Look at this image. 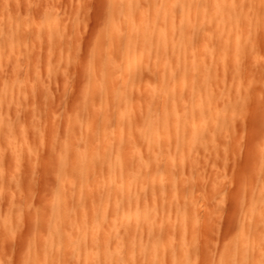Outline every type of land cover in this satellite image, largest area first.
Instances as JSON below:
<instances>
[{"label": "rangeland", "instance_id": "rangeland-1", "mask_svg": "<svg viewBox=\"0 0 264 264\" xmlns=\"http://www.w3.org/2000/svg\"><path fill=\"white\" fill-rule=\"evenodd\" d=\"M149 1L147 0V1H145L146 2L145 3L143 0H139V2H142L144 5H146L145 6L147 9L146 11H148V13H149L148 17H149V20L151 23L152 22V13L151 12L153 9L152 4L154 3V1L150 2V3H152L151 5H150ZM158 1L159 0L155 1L154 5L159 6L160 3ZM249 1L252 2V5L254 6V8H256L254 2L257 1V3H258L259 0H254V2L252 0H249ZM249 1H248V3H250ZM110 2H111V5H110ZM5 3L7 6L4 8L3 5L5 6ZM259 3H260V1H259ZM0 4H1L0 5V27L2 26V29H0V32L2 33V34L0 33L1 34L0 35L1 36L0 42L2 40V37L4 40V41L2 40L3 43L0 44V54L2 53L0 56V66H1L0 67L1 68L0 69V85H2L4 82H9L12 79L17 78L18 76L19 77L21 76L22 81L25 82V84H26V82H29V84L27 83L28 84L27 88L29 90L33 91L35 94L32 96L29 103H26L25 101H23L24 105H23V103L22 104L20 103L21 100H18V98L16 99L18 101L17 104H16V102H13L12 104L8 102L9 104L7 105V101H5L6 103H4V98L0 97V100L2 99V101L4 103V106H3V104L0 105L1 106L0 107L1 117L2 118H4V117L9 118L7 120H9L10 123L12 120V124L14 126L18 125V129L19 128L22 129L21 130L22 138L25 142V147H21L17 143V141L19 142L17 135L10 132L11 133L10 134L11 136L9 135L10 139L13 136V138H16L17 140L12 138V140H9V141L11 142V141L15 140L16 145L14 142L13 146H15V149H16V146L18 145L17 149L20 150V151H17V149H16L15 151H13V152L17 151L16 157L20 156V158L17 157V159L15 157V154H13V153H12L13 157L11 159V157H10L11 152L7 149L8 143L5 139L2 140L4 143L2 144V142H1V145H0V167H1L0 168V170H1L0 171L1 172L0 173L1 174V178H0V217L2 216V218H0V264H32L34 262H35V264H46V262H48V263L55 262V264H78V258L80 257L81 251L78 249V246H77V231H75V229L77 230V226H76L75 222H77V220L79 219L78 218L79 216L77 213L79 212V210L81 208V202L77 199V194H78L77 190L78 189H77V184L75 185L76 182H74L73 178L66 179V181H69V182H67L65 185V186L68 185L66 187L67 191L66 190L65 191L68 193L69 197L67 196V193H65V192L64 193L67 196V199L69 198V200L70 199L74 200V202H73L74 205H73V209H72V212L73 211L74 212H73L72 216H70V214L72 212H70V214H68V215L66 213H64V214H66V216L63 215L65 217V219L64 220L61 219V220H63L62 223H64V225L62 224V226L65 227V229L63 228V230L65 231L63 237H58V238L52 239L54 241L50 240V238L48 236L49 235L48 230L46 232L47 226L41 225V222L43 220V214L44 215L46 214V212H43V214H42V211H46V209L48 211L51 210V212L49 211L50 214L52 213L51 218L45 219L48 222V224H46V225H49V223L51 221L50 219H52L53 211H54L52 206L54 203H56L53 201H56V198L58 195V193H56V191H57L56 189H57V187H59V182L61 181L60 180L61 178L58 176L59 173H57L58 172L57 170H59V169H57L58 167L56 168V166L54 167V164L57 165V161H58V157H59L58 155H59V153H61L60 152L61 150H58V148L61 149L60 148V140L65 137L66 132L71 131V130L69 131L70 128H69V124H68L69 118H70L68 116H69L70 112H71L70 115L74 114L75 112L76 113L78 112L76 116L78 117L79 122L76 125V127H72V129H73L72 132L76 136V139L78 138V139L82 140V142H84L87 139L93 138L92 136H93V134L96 133V131H97V134H95V135L98 136V132H99L98 130H102V124H104L105 119L115 120L114 116L116 118L117 113H115V110L117 112V106L115 107L116 109L113 107L116 104L112 105V102L109 100L110 104H107V108L110 107L109 105H111V107L108 110L106 108V105L103 106L100 104L102 100L100 101L99 96H101V95L96 93L95 94L96 97H91V95H89L90 94L89 90L87 91V88L89 89L90 85L88 83H90V81L92 79L91 76H93L92 75L93 72L94 71L97 72V69L101 67L102 70L99 69L101 72H97V73L95 72L94 74H96V75H94L93 77L98 76V75H100V77H101V74L103 75L102 77H104L105 71H103L102 66H105V64L107 63L106 61H108L110 59V57L116 58V55H119L117 53L118 51H116V50H115L116 55L112 54L113 50H111V53H109L110 51L107 52L109 50L108 48L110 46V43H111L110 40L112 38V36L109 35V32L111 31L112 33H110V34H113V31L110 28L111 27L113 28L114 25H116L117 27H119V26L122 27L123 24L121 23V18L119 15H115L117 17L113 16L114 18L112 16H110V14L114 13L111 11L115 10L114 0H6V2H5V0H1ZM246 4H247V0H246ZM246 4L244 5V8H247L249 6V4L247 6H246ZM148 7H151V10H148L149 9ZM260 8L261 7L257 8V9H260ZM262 9H264V8H262ZM260 10H257V11L259 12ZM252 11H250V13H248L249 16H251V17H249V19L253 18L255 20L254 17H256L258 13L255 14L254 12H256V11H254L253 9H252ZM108 12H109V14H108ZM52 13L54 16H55V14L59 15V16H55L56 19L50 20V18H53L52 17L53 15H51ZM17 14H18V17L23 18L22 22H23V20L24 21L27 20V24H26V22L21 23V21H19L20 18L18 20V17H16ZM8 16H9V18H11L13 16V18L10 20L8 18ZM41 16L43 19L41 18ZM49 16H50V18H49ZM6 18L8 19V23H7ZM14 18L15 19L17 18L18 21H16V22H18V23H16L14 21ZM35 18L38 21L35 20ZM58 18H59V20H58ZM40 19H41V21L46 20L45 23L48 24V26L47 25L45 26L47 28H45L44 32H43V29H44L43 25H45V23H44V21L41 22ZM111 19H112V22L114 23V25L111 22ZM251 19L249 21H251ZM262 19H264V18H262ZM34 20H35V24L31 25V21L33 23ZM53 20H55V21H53ZM12 21H14L13 22L14 26L11 25ZM52 21L57 22L59 24L53 23ZM262 21H261V23H262ZM19 22H20V24L23 25V27L18 25ZM29 22H30V25H28ZM111 23H112V25H111ZM263 23H264V21H263ZM9 24H10V27H14L13 33L16 30L17 25H18L17 28L21 27L18 30L20 32L22 30V32H21L22 36L20 35L19 31H16V32H19V35L21 37H19V35H18V37L20 39L25 37V36L27 37V35H26V34H28L27 31L29 32L30 36H33L31 39L29 38V43L26 41L27 40L26 38H25V40H24V38H23V40L21 39L23 42L26 41V44L28 43L27 45H25V43H23L21 40L14 38L15 37L14 34L17 35V33L16 32L14 34L11 33L12 28L10 29V27L8 26ZM25 24H26V26H25ZM40 24H41V26H40ZM108 24H109V29L107 26ZM37 26H39V28ZM262 26H259L258 30H256L254 32L255 34L253 33L254 35H252L254 42L253 41H251V42H253L254 44L252 43L253 47L251 46L252 48L251 47L249 48V49H251L250 53L246 52L247 51L246 50L245 53H243V54L240 53L237 56H236V54H234V56L236 58H232L230 56L232 60L230 61L228 59L229 60L228 64H224V62H222V55H223V54L221 55V53H222L221 49L222 48L219 47L221 45L220 44L221 40L218 39L220 41V43H219L217 38L212 34L213 32L210 28L197 29L195 32L197 34V36H196L197 38L195 39L196 44L194 43L195 45H193V49H192L193 50L192 54H194L193 57H196V56L198 57L199 55L203 56V53H201L202 48H201V45H199V44H201L203 42L202 41L203 39H206L205 42L208 43L210 46L208 45V47H207L205 44V46L207 47V50H205V51H206V53H208L207 51H209V53H208L209 55L204 52V54L207 55L206 56L207 61H206V59H205V61H203V65L205 64V66L202 65V68L203 69L205 67H207V68H206V70L204 69L201 71L205 72L208 69L209 70L205 74V78H204L205 81L203 78L202 79H196V81L194 80L193 82H191L189 80L187 87H186V93H188L189 95L187 96V94H186V97H184L185 102L188 100L189 101L185 105H182V107L186 110L187 113L191 114L190 112L192 110V103L193 102H191L192 100H190V97L193 98V100H196V101L198 100L200 102L202 101V107L200 109V112H199V110H198L199 113L195 112V117L198 120H205V118L207 117L206 112H211L210 111L211 109L208 110V108H209L208 105L210 104V102H212V109H213V111L216 112L217 116L219 117V121H222L221 119H224L227 117V118H230L229 119L230 121H231V119H233V122L236 124H234V127L228 126L229 124L228 125L226 124L227 126L225 125V127H223L224 129L222 130L221 127L224 125H222L220 128H219V126H217L218 128L216 129V127L214 125H212V123L211 124L209 123V125H207L208 123L206 121H204L205 122L204 126H203L204 129L202 132H200V133H202L201 135H200V133H199V136L197 134H195V131H194L195 129L190 128V130L187 131L189 134L191 132V136H194V137L197 136V139L195 138L196 140H193L194 142L190 143V141H188L187 145L182 150H180V152H179V154H180L179 160L183 161V163H185V165H186L184 178H186L187 182L189 183V186L187 188L185 187V189H183L182 187L180 188V182H179V185H177L176 189H174L173 191H170L169 195L172 196L171 194H173V192L177 193L179 191V193H177L179 198L176 199L177 201L181 202L179 204H183V202H185L184 200L189 199V197L191 195H193L191 197L194 199H192V198H190V199L193 200L192 202H195V203H192V206L194 205L193 211L195 212L194 213L195 217L197 216L196 217L197 222L195 221V223H190L192 221H187L189 224L187 223L185 227H181V224H179V221H177L178 220L177 213L176 212H173L172 214L168 213L169 209H170L169 203L166 202L168 200L165 199V197H164L165 200L164 199L161 200V198H162L161 195L159 197L160 199L157 197L158 201H160V204L162 202L161 206L159 207V209L157 211L158 222H159V225L163 228L162 230H165L168 228L167 227L168 225H166V221H167L168 217L173 222V225H177V227L175 226L177 229V232H175V233H177V234L174 233L175 236L173 237V241H175V249L167 250V256H165L166 262H164V264H170V263L172 264L171 257L172 256L175 257L177 255V252L179 251L181 242H183V241H181L182 240L181 234H183V233L188 235L187 241L185 240L186 237L183 239L185 240L186 244L188 245L187 254H188L189 259L191 257L190 261L193 260V258H194L192 263H195V264H216L218 261V257L219 258L221 257V255H222L223 251L225 250V247L227 246L228 243L231 244V241L233 242L234 240H236L237 236L240 233L247 234V230L250 227L252 229L254 228L255 221L254 222L250 221L249 227L247 226L243 229V224L245 221L244 219L247 218V213H246L247 211H244V210H247L246 207H248L247 204L249 202L248 200L251 199V195L253 193L252 191H254V193H253L254 195H258L259 196L258 198L261 199L259 202L260 203V207H259L260 209L259 210L263 211V213H264V24H262ZM30 27H31V29H30ZM66 27H67L69 32L66 30ZM33 29H35V30H33ZM37 29H38V31H37ZM62 29L64 31L68 32L69 34L66 32H65V34H67V35L62 34L63 33ZM54 30H55V32H57V31L60 32V34H62L61 36L65 37V39L63 41L65 43L64 44L62 43L63 47L61 45V40L63 37L57 38V39L50 37L52 33H55ZM106 30L108 31V33ZM32 31H34V35H33ZM39 31H41L42 33H39ZM47 31H49V32H47ZM40 34L43 36H40ZM107 34L111 38L108 37ZM48 35H49V38H48ZM101 35L102 36L104 35V36L101 37ZM256 35H259V39L256 38ZM38 36H40V37H38ZM28 37H29V35H28ZM35 37H36V39H35ZM41 37H42V39H44L43 37H45V40H42ZM12 39H15V44H14V48L12 49L13 53H10L11 52V47H10L11 44L10 43H11ZM48 39H50L49 40L50 44L48 45L46 43L47 44L46 45L45 42L49 43ZM53 39H54V41H56V43L61 45V46L58 45V46H60L61 49L58 46H56L57 44H55ZM68 39H69V41H68ZM97 39L98 40L101 39L102 41L101 40L98 41ZM104 39H105L106 43H103ZM106 40H108V41H106ZM196 40H199V41H196ZM98 42H100V44L97 45V47L99 46L97 48L96 44H98ZM4 43H6V44H4ZM22 43L24 45H21ZM42 43H44L46 45L45 46L43 44L45 46V49H44V47L43 48L39 47V44H41V46H43ZM52 43H54L55 46L54 45L52 46ZM217 43H219V44H217ZM248 43H250V42H248ZM68 44H69V46H68ZM105 44H107V45H105ZM252 44H249V45H252ZM33 45H36L37 49H36V46H33ZM102 45H104V46H102ZM7 46H8V49L10 47V51L7 49ZM31 48L36 49L39 53L37 51H35V53H34V50ZM41 48L44 49L45 51L41 50ZM31 51H33V54L31 53ZM99 51H102V52H99ZM115 51H114V53H115ZM98 53H100V55ZM247 53H249L248 56H247ZM108 54H111V55L108 57ZM29 55H31L32 57ZM103 55L106 56V59H105V56H103ZM200 56H199V58H200ZM9 57H11V58H9ZM97 57H99L101 59H102V57H104V59L99 61L100 60L99 58H98L99 60L95 59ZM12 58H14V60ZM17 58H19V59L17 60ZM107 58H109V59H107ZM204 58L205 57L203 56L202 60H204ZM9 59H11V61H9ZM93 59H94V61H93ZM117 59H118V56H117L116 60ZM157 59H158V57H156L155 53H154L152 55L150 65L153 66V64H154L153 61H155V60L157 61ZM234 59H236L235 61H237L238 63H235ZM245 59H246V61H245ZM50 60L53 61L52 62L53 65L51 64ZM102 61H104V62L99 64V62H102ZM156 61H155V63H156ZM10 62H14V63H10ZM48 62H50V64ZM47 63H48V67H47ZM94 63H96L97 65H95ZM13 64H15V65H13ZM18 64L20 66H18ZM93 64L96 67H93ZM234 64H237L236 66H238V65L240 66V69H242V71H241L242 74L240 72L239 73L237 72L238 73V74L236 73L237 75L236 74L233 75L232 73L234 71H232V70H231L232 72L230 74V70H228V69H229V67H230V69H233L231 67ZM50 65H52L54 68ZM15 66L18 69L15 68ZM19 68H22V70L21 69L19 70ZM49 68L51 70H49ZM211 68H212V70H211ZM93 69H96V70L93 71ZM226 69L228 70V72L226 71ZM16 70H18L19 72H22L23 74L22 73L19 74V72H17ZM217 70L219 71V73ZM209 71L211 72V74H209ZM102 72H104V73H102ZM160 72H162V71H160ZM14 73L15 74L17 73V76ZM147 73L149 75V78L147 76H145L142 79H137L138 77L135 78V81L137 80L136 85H138L139 80H141V82H142L141 84H139V86H141V88L139 89V92L142 94L141 95L142 98L136 97V99L140 103L139 104L140 108H139V110H137V112L140 111L142 116L146 113L149 114L151 108H153L152 102H154V99L149 94L148 89L150 88V90H151L152 87L154 86V83H155L154 82V80H155L154 76L155 75L153 76L154 73L149 72V71ZM212 73H213L215 78L213 77ZM217 74H219V75H217ZM239 74H241V75H239ZM38 75H39V77L41 76L40 77L41 82L37 81ZM106 75H107V72H106ZM27 76L29 78H31V81L29 78H27ZM217 76H220V77H217ZM90 77H91V79L89 81ZM26 78H27V80H26ZM217 78H219V79L217 80ZM33 79H35L34 80L35 82L33 81ZM200 82H201V84H199ZM86 83H87V86H86ZM139 83H140V81H139ZM144 83L147 86H145ZM189 83H190V85H189ZM203 84H204V87H203ZM33 85L36 86L37 89L38 88L39 89L35 90L36 87L34 89ZM84 86H86V89H84V91H83L82 89ZM139 86L137 88H139ZM189 86H191L192 89ZM205 86L209 87L208 90L205 88ZM237 88H238V90H235ZM247 88H249V89H247ZM47 89H49V92H47ZM209 89L211 90L212 95H211V92L209 94ZM239 89H240V91H239ZM44 90H46L45 91L46 95L44 94L45 92H43ZM245 90H246V93H245ZM241 91H243L242 92L243 94L241 93ZM38 92L41 93V95H40L41 97L40 96L38 97L36 95V94H38ZM235 93H237V94H235ZM87 94L89 95V97H91V98H89V100L87 98L88 97ZM244 94H247V96ZM43 95H45L46 98H43L44 97ZM85 95H87V97ZM145 95H148V96L145 97ZM83 96H84V99H83ZM97 96H98V98H97ZM208 96H211V97H208ZM2 97H5V95L3 94ZM48 97L51 99H49ZM85 97L87 98L86 101H84ZM41 98H42V100H41ZM92 98H94L93 101H92ZM101 98H102V96H101ZM207 98H209L211 101L210 100L208 101ZM228 98H230V99H228ZM48 99L50 100V103L46 102ZM151 99H153V100H151ZM87 100H88V103H87ZM137 100H135V101H137ZM229 100L232 104H234L236 102V104L233 105L234 107H232L233 109L230 107H226L224 104L225 102H227ZM222 101H223V103H222ZM38 102L40 104V107H39ZM18 103L20 106H22L21 108L18 105ZM46 103L49 104V105H47L48 106L47 109L50 110L49 116H48V114L47 115L45 114V113L49 112V110L47 112V109L45 108ZM81 103H84V104H81ZM27 104L28 105L30 104L29 108H31V107H33V108L28 110V108H26L28 106ZM86 104L89 108L88 109L85 108V110H84V107H87V106H85ZM10 105H12V107H13V108L11 107L12 108L11 111L9 110ZM32 105H34V106H32ZM76 105H77V108H79V106H80L79 109L81 112H79V109H77V111H75L76 109H74V107H76ZM8 106H9V108H8ZM81 106H83V107H81ZM102 106H103V109H102ZM105 108L107 109V110H105L106 112L103 111ZM229 108L231 110H228ZM18 109L20 112H22V113H20L22 116H20L19 111H17ZM44 109H46L45 113L43 112ZM71 109L72 110L74 109V110L71 111ZM160 109H161L160 112L164 111V108H160ZM14 110H16V111H14ZM98 110H100V111H98ZM9 111H10L11 115L9 114ZM15 113L16 114L18 113V115L21 118H19L17 115H15ZM114 113H115V115H114ZM191 115L193 117V114H191ZM8 116H10L12 118L10 119V117H8ZM14 116L19 118L23 122L22 123L21 122L16 123V122H18L19 119L15 118ZM89 118L94 119L95 122H94L93 127L89 128L87 125V129L89 131L88 132L86 129V124H88L87 122H88ZM236 118H237V122H236ZM56 120H57L58 124H57V122H55ZM14 121H15V124H14ZM53 121H54V124L56 123L57 125L56 124L54 125ZM142 123H143V121L141 119H139V123L137 124V127H140L142 125ZM30 124H32V125H30ZM21 125H22V127H21ZM35 125L37 127H39V128H37L38 131L41 132V129L43 130L42 133L46 131L45 132V134H46L48 131V133L46 134L48 136V138L45 137V138H47V140H46L48 142L47 144L44 143V140H43L45 134L42 135L40 132H38V135L36 136L37 138L35 137V139H37V140L33 139L34 138L33 133L35 134L34 129H36V127L34 129H32V128ZM52 125L55 128L59 127L58 125H60L59 129H57V128L56 129L59 131V134L61 133V136H63V137H61L60 135H59L60 136L59 138L57 137L58 131L55 128H52ZM14 126H13V128H14ZM50 127L52 129H49ZM24 128H25V131H24ZM214 129L217 131H215ZM30 130H32V131H30ZM12 131H13V129H12ZM52 132L54 134H57L56 138L59 140L58 142L55 141V143H53V144H51V143L53 142V140H56V138H54L55 135L53 136ZM14 135H16V136H14ZM200 136L201 137L204 136V137L201 138ZM52 137L54 138L53 140L51 139ZM126 137L130 138L131 141H134V140H137L136 138L138 137V135L136 133L130 132V133H127ZM27 140H28V142L31 141V143L29 142V144H31L33 146H34V144H36L35 148L33 146H30L28 144ZM40 140L43 141L42 145H41ZM80 140H78V147H79V143H80L79 141ZM96 140L94 141L93 148L94 149L95 148L100 149V145L98 144L99 139H96ZM33 141H34V143H33ZM56 142H57V146H55ZM82 142L80 143L81 145H82ZM43 143H44V145H47L44 147V151L42 149ZM11 144H13V143L11 142ZM174 144H175V141L173 142V146H174ZM50 145L55 146L54 147L55 149L52 148V151H51V152H54L53 159H52V155L50 156V154H49L50 147H51ZM163 145H164V143H162V147H163ZM27 146H28V148H27ZM37 146H39L40 150L38 149ZM36 147H37V149H36ZM5 148L7 149L6 150L7 153L5 152ZM21 148H22V150H21ZM32 148H34L33 152L31 151ZM79 149H80V147H79ZM28 150L30 152H28ZM34 150H36V151H34ZM55 151L57 152V154ZM31 152H32L33 156H31V154L29 155V153H31ZM140 153H141V159L144 161L145 166H147V167L150 166L151 163H150V158L148 155V150L146 148H143ZM164 153L165 152L159 150V152L156 155V157L159 159L160 162L162 159L165 158ZM47 154H49V155L47 156ZM171 154L176 155L174 149H172ZM29 156H31V157H29ZM96 163H97L96 164L97 166L92 164V165H94L93 168L95 167L96 169H92L91 167H90V169H88V172L90 170V173H87L86 179L89 182V183L87 182L88 183L87 189L89 187L90 190H88L87 193L88 192L89 193L86 194L88 196V199H87V201H85V205H84L85 208L84 209H88V208L90 209L91 207H89V206L92 205L91 203L96 201V199L94 200L92 198L93 195H91L90 193H92L94 190H95L94 191L95 193L99 192L98 190H100V189H101L100 191L104 190V186H101V185H103V184L105 185L104 180L106 179V175L104 174V176H103V174L100 173L99 162H96ZM178 165L180 166V163ZM176 167L177 168H175L173 171H170V173H172V174L173 173H176V174L179 173L178 176L180 177L181 176V174H180L181 168L178 166H176ZM91 169H92V172H91ZM5 171L7 173V176H5L6 174H4ZM2 174H4V175H2ZM4 177H6L7 179ZM9 177L13 178V180L12 179L11 180L16 181V183L11 182L12 185L10 183H8L10 181ZM57 177H59V178H57ZM56 179H58V182ZM4 182H5V184H3ZM95 182H97V184H95ZM19 183H21V185ZM23 183L25 185H23ZM28 183L30 184V186L28 185ZM69 183H71V184H69ZM98 183H99V185L101 183V185L98 186ZM15 184L17 186L20 185L19 186L20 190L16 188L17 186L15 187ZM90 185H91L92 189H91ZM93 185H94V187H96V185H97L96 189H94ZM3 186H4V188H3ZM6 187L8 189L11 187L12 189L7 190ZM23 189H24V191L26 190V193L23 191ZM21 190H22V193L19 192ZM96 190H97V192H96ZM250 191H251V194H250ZM8 192H9V194H8ZM54 192L57 195H55ZM94 192H93L94 198H97L98 196L96 197ZM11 193H12V195H11ZM5 195H7L8 198ZM10 195H11V197H10ZM249 195H250V198H249ZM52 196H53L54 200H53ZM29 197H31L32 200ZM90 197H91V199H90ZM148 197H149L148 199L146 197L147 201L145 199L146 205H149L152 202L151 196H148ZM12 198L15 200L16 205H15V203H12L13 202V201H11V200H13ZM9 201L12 204L9 205V203H10ZM19 201H21L20 204L23 206L24 211L21 209L22 206L19 205ZM78 201L80 204L78 203ZM28 202L29 203L33 202L31 207H30V204H28ZM50 202H51V204H50ZM76 202L78 203V205ZM45 203H46V205H45ZM43 204L45 205L44 207H43ZM47 204L49 205V207L51 206L50 207L51 209H48ZM11 205L12 206L14 205V207H12ZM13 208L14 209L16 208V209L14 210ZM11 210L13 211L12 213H10ZM62 210L63 209H61V211ZM20 212L23 214L20 215L21 214ZM8 213H10V214L8 215ZM47 214H48V212H47ZM6 215H8V216H6ZM12 215H13V217H11ZM38 215H40V216H38ZM75 215H77L76 221H75V218H76ZM261 215H262V212H261ZM46 216L50 217L49 214ZM61 216H62V214H61ZM67 216H69V217H67ZM73 216H75V217L73 218ZM22 217L24 219L23 222H22ZM9 218L12 220H10ZM2 219L4 221V224H3L4 226L2 225ZM18 220L19 221L21 220V221L19 222ZM10 221H12V222H10ZM5 223H6V227H7L8 231L7 230L3 231L5 228H2V227H5ZM8 223L9 224L11 223L13 226L11 224L9 225ZM73 224H75L74 227H73ZM191 224H193L194 226L195 225L197 226V228H195L196 233L192 232V234L193 233L196 234L195 237L191 236L190 231L195 230V229H193L194 226L193 225L191 226ZM170 226H172V224ZM262 226H264L263 222H262L261 227ZM10 228L12 231L10 230ZM191 229H193V230H191ZM263 231H264V229H263ZM75 232H76V235H75ZM66 237H69V239ZM48 238H49V240H48ZM122 238H123L122 231L118 232L117 234H115L113 236V240L116 241L117 243L121 242ZM68 240H70V245H71L70 247H69V245L65 244L66 242H67V244H69ZM196 240H197L196 244H197V246L199 245V247L195 246ZM49 241H51V242H49ZM64 244L68 248L64 247ZM51 245H53V246H51ZM176 245L179 246V248ZM191 245H192V247H191ZM194 246L196 247V249L198 251L195 249ZM61 247H62V249H60ZM257 247L259 248V250L261 252L264 251V240L260 241L257 244ZM173 250L176 252H174L172 254ZM32 252H35V253H32ZM168 254H172V256H170ZM29 255H32L34 257H36L35 255H40V256H37L40 258L32 260L31 259L32 256H30V258H29ZM68 255H70L71 257ZM168 256H169V258H167ZM41 257H44L43 259L45 260V262L43 261V259ZM65 257H67V258L70 257V258L68 260L66 258V260H65ZM28 259H29V261H28ZM38 260H40V263Z\"/></svg>", "mask_w": 264, "mask_h": 264}, {"label": "bare ground", "instance_id": "bare-ground-1", "mask_svg": "<svg viewBox=\"0 0 264 264\" xmlns=\"http://www.w3.org/2000/svg\"><path fill=\"white\" fill-rule=\"evenodd\" d=\"M143 1L145 2L147 0H143ZM151 1H154V3L153 4L150 3ZM155 1H157V0H150L149 1L150 5L152 4V8H153L152 12H151L152 13V22L150 23V20L148 17L149 13H148V11H146L147 9L145 7L146 5H144L142 2H139V0H114L115 10L111 11L114 13L110 14V16L113 17L115 15H119L121 18V23L123 25L121 27L116 23L119 26V27H117L116 25H114V23L112 22V19H111V22L114 25V27H113L114 29L112 27L110 28V29H112L113 34H110V33H112L111 31L109 32V35H111L112 38L107 34L108 37L111 38V40H110L111 43H110V46L108 48L109 50L107 52L110 51L109 53H111V50H113L112 54L116 55V51H118L117 53L119 55H116V58L118 56V59L116 60V58H113V57H110V59L107 58L109 60L106 61L107 63L105 64V66H102L103 71H105L104 77H102L103 75L101 74L102 78L100 77V75H98L99 73L97 74L98 76L93 77L94 75H96V74H94L96 72L94 70H96V69H93L94 72L92 74L93 76H91L92 79L90 77L89 78V81L91 79L90 83L87 82L90 85L89 89L87 88V91L89 90V93H90L89 95H91V97H96L95 96L96 93L101 95L102 98H101V96H99L100 101L102 100L100 104L103 106L106 105V108H107V104H110L109 100L112 102V105L116 104L115 106H113L114 108L117 106V112L115 110L116 108L114 109L115 113H117L116 118L114 116L115 120L105 119L104 124H102V130H98L99 131L98 136L95 135V134H97V131H96V133L93 134V136H92L93 138L87 139L84 142H82V140H80L78 138L76 139V136L72 132L73 131L72 127H76V125L79 122L78 117L76 116L78 112L77 113L75 112L72 115H70L71 114V112H70V114L68 116V117H70L69 123H68L70 129L69 128L68 129H69V131L70 130L71 131L66 132L65 137L60 140V148L61 149L58 148V150H61L60 151L61 153H59L57 165L54 164V167L56 166V168L58 167L57 169H59V170H57V169L56 170L58 171L57 173H59L58 176L61 178L60 179L61 183L59 182V187H57V189H56L57 191L55 190L56 193H58V195L54 192L55 195H57V198H56V201H53L56 203H54L52 206L53 210H54L52 219H50L51 221H50L49 225H46V224H48V222L45 219L51 218L52 213L50 214L49 211L51 212V210L48 211L47 209H46V211H42V214H43V212H46V214L45 215L43 214V220L41 222V225L47 226L46 232L48 230L49 235L48 234L47 235L49 236L50 240L58 238V237H63L64 232H65L63 230V228L65 229V227L62 226V224L64 225V223H62V222L65 219V217L63 215L66 216V214L67 215L70 214V212H72L73 205H74L73 199H70V200H69V198L67 199L68 193L66 192L67 191L66 187L68 185L67 186H65V185L69 181H66V179L73 178L74 182H76L75 185L77 184V189H78L77 190L78 191L77 192L78 193L77 199L81 202V208H80L78 213L76 212L79 216L78 217L79 219L77 220V215H75L76 216L75 221L77 220V222L74 221L76 223V226H77V230L75 229V231H77V246H78V249L81 251L80 257L78 258V264H164V262H166L165 256H167V250L175 249V241H173V237L175 236V234H177V233H175V232H177V229H176L177 225H173V222L171 221V219L169 217L166 221V225H168L167 229L162 230L163 228L159 225L158 218H157V211L162 204V202L160 204V201H158V198L160 197V195L162 197L161 200L164 199V197H165V199L168 200V201H166L167 203H169V208H170V209L168 208L169 209L168 213H171V214L173 212L177 213V216H178L177 221H179V224H181V227H185L186 224L188 223L187 221H192L190 223H195L196 217H197V216L195 217V215H194V213H195L193 211L194 205L192 206V203H195V202H192L193 201L192 199H194V198H192L191 196H193V195H191V196L189 195L190 196L189 199L184 200L185 202H183V204H179L181 202L176 200L179 198L178 194H177V193H179V191L177 193L173 192V194H171L172 196L169 195L170 191H173L174 189H176L177 185H179V182H180V188L182 187L183 189H185V187L187 188L189 186V183L187 182L186 178H184L186 165H185V163H183V161L179 160V156H180L179 152H180V150H182L187 145L188 141H190V143L194 142L193 140H196L197 136L196 137L191 136V132L189 134L187 131H189L190 128L195 129L194 130L195 134H197L199 136V133L202 132L204 129V127H203L204 123H205L204 121H206L208 123L207 125H209V123L210 124L212 123V125H214L216 127V129L218 128L217 126H219V128H220L222 125H224L221 127L222 130L224 129L223 127H225L226 124L227 125L229 124L228 126H233V127H234V124H236L233 122V119H231V121H230L229 120L230 118H227V117L224 119H221L222 121H219V117L217 116L216 112L213 111V109H212V102H210V104L208 105V107H209L208 110L211 109L210 110L211 112H206L207 117L205 118V120H198L195 117V112H197V113L200 112V109L202 107V101L201 102L198 100L196 101L190 97V100H192L191 102H193L192 103V110L190 113L193 114V117L191 114L187 113L186 110L182 107V105H185L189 101L188 100L185 102V100H184V97H186V94H187V96L189 95L188 93H186V87H187L189 80L191 82H193L194 80L196 81V79H202V78L204 79L206 72H208V70H209L208 69L205 72L201 71L204 69L206 70V68H207V67H205L204 69L202 68L203 61H205V59L207 61V57H206L207 55H205L204 52L206 53L205 50H207V47L209 44L205 42L206 39H203L202 40L203 42L201 44H199V45H201V48H202L201 53H203V56L205 57L204 60H202L203 56H200V55H199L200 58H199V56L193 57L194 54H192V52H193L192 49H193V45L196 44L195 39L197 38L196 37L197 34L195 32L197 29L210 28L213 32L212 34L217 38V40L218 39L221 40V43L218 40L219 43L221 44L220 46L219 45L218 46L222 48L221 49V51H222L221 55L223 54L222 55V62H224V64H228L229 60L230 61L232 60L231 57L236 58L234 56V54H236V56H237L240 53H242V54L245 53L246 50H247L246 52L250 53L251 49H249V48L251 46L253 47V44H254L253 43L254 39H253L252 35L255 34L254 32L256 30H258L259 26H262V24H264L263 23L264 19H262V18H264V9H262V8H264V5H263L264 0H262V1L259 0L262 5L259 3V1H258V3H259L258 4L257 1L254 2V0H252L255 3L256 8H254V6L252 5V2H250L249 0H247V4H246V0H159L158 1L160 3L159 6L154 5ZM248 1L250 3H248ZM5 2H6V0H5ZM245 4H246V6L249 4V6L247 8H244ZM110 5H111V2H110ZM6 6L7 5L5 3V6L3 5V7L5 8ZM259 7H261L260 8L261 10L257 9ZM148 8H149L148 10H151V7H148ZM251 8L254 11H256V12H254L255 14L258 13L257 16L255 15L256 17L253 16L256 21L253 18L252 19L250 18L251 21H249L250 20L249 17H251V16H249L248 13H250V11H252ZM257 10H260V11L258 12ZM109 12H108V14H109ZM51 15H53V13ZM9 16H8V18H9ZM50 16H49V18H50ZM55 16H59V15L55 14ZM55 16L53 15L52 16L53 18H50V20L56 19ZM16 17H18V14L16 15ZM115 17H117V16H115ZM12 18H13V16L9 19L11 20ZM19 18L20 17H18V20H19ZM41 18H42V16H41ZM22 19L23 18H20L19 21H21V23L26 22V24H27V20H25V21L23 20V22H22ZM6 20L8 23L7 18H6ZM18 20H17V18L16 19L14 18L15 22ZM35 20H37V19L35 18ZM35 20L33 21V23L31 21V25L35 24ZM58 20H59V18H58ZM14 21H12V24H11L13 26H14V24H13ZM40 21H41V19H40ZM42 21H44V23H45L46 20H42ZM53 21H55V20H53ZM261 21H262V23H261ZM16 23H18V22H16ZM53 23H57V22H53ZM112 23H111V25H112ZM26 24H25V26H26ZM41 24H40V26H41ZM57 24H59V23H57ZM18 25L23 27V25L20 24V22ZM28 25H30V22ZM46 25L48 26V24H46V23H45V25H43L44 26L43 32L45 31V28H47V27H45ZM8 26L10 27V24ZM17 26H16V30L14 31V33L16 31H19L18 29L21 28V27L17 28ZM107 26L109 29V24ZM37 27L39 28V26H37ZM11 28H12L11 33H13L14 27H10V29ZM0 29H2V26L0 27ZM30 29H31V27H30ZM35 29H33V30H35ZM66 30L68 31L67 27H66ZM37 31H38V29H37ZM19 32H16L17 35L13 33L15 36L14 38H16L18 40H21V39L23 40V38L25 40V38H26L27 39L26 41L29 43V38L31 39L33 36H30L29 32L27 31V33H28V34H26L27 37L25 36V37L20 39L19 37L22 36L21 35L22 30L20 32L21 36L19 35ZM32 32L34 35V31H32ZM47 32H49V31H47ZM54 32H55V30H54ZM65 32L66 31L63 30V33L62 32L61 33L65 34ZM68 32H66V33H68ZM39 33H42V32L39 31ZM107 33H108V31H107ZM62 34H60V32L57 31L55 33H52L50 37H52L54 39L63 37L61 40V45L63 47V44L65 43L63 41H64L65 37L61 36ZM18 35H19V37H18ZM28 35H29V37H28ZM49 35H48V38H49ZM65 35H67V34H65ZM40 36H43V35L40 34ZM40 36H38V37H40ZM103 36L101 35V37H103ZM43 38L44 39H42V37H41L42 40H45V37H43ZM256 38L259 39V35H256ZM35 39H36V37H35ZM54 39H53V41H54ZM2 40H3V37H2ZM2 40H1L0 44L3 43ZM49 40L50 39H48V41ZM99 40H101V39H99ZM26 41L25 42L22 41V42L25 43V45H27L28 43L26 44ZM68 41H69V39H68ZM103 41H104L103 43H106L105 39ZM106 41H108V40H106ZM196 41H199V40H196ZM251 41H253V42H251ZM54 42H55V44H57L56 46L60 45V44L56 43V41H54ZM248 42H250V43H248ZM23 43L21 45H24ZM46 43L49 45L50 41H49V43L45 42V44ZM219 43H217V44H219ZM4 44H6V43H4ZM10 44H11L10 45V47H11L10 53H13L12 49L14 48L15 39H12ZM43 44L44 43H42V45ZM99 44H100V42H98V44H96V47ZM205 44L207 47L205 46ZM249 44H252V45H249ZM44 45L41 46V44H39V47H42V48L44 47V49H45L46 45L45 46ZM53 45H54V43H52V46ZM105 45H107V44H105ZM33 46H36V45H33ZM60 46H58V47L60 48ZM68 46H69V44H68ZM102 46H104V45H102ZM10 47L8 49V46H7V49L9 51H10ZM42 48H41V50H44ZM31 49H33V48H31ZM36 49H37V46H36ZM36 49H33L34 53H35V51H37ZM114 51H115V53H114ZM99 52H102V51H99ZM207 52L209 53V51H207ZM31 53L33 54V51H31ZM154 53H155V56L158 57V59H157V61L155 60L156 63H155V61H153L154 64H153V66H151L150 65L151 58H152V55ZM208 53H206V54H208ZM249 53H247V56ZM1 54H0V56H1ZM98 54L100 55V53H98ZM110 55L111 54H108V57ZM29 56H31V55H29ZM103 56H105V55H103ZM9 58H11V57H9ZM98 58L99 57H97L95 59H97V60L100 59L99 61L104 59V57H102V59L101 58L98 59ZM12 59L14 60V58H12ZM18 59L19 58H17V60ZM105 59H106V56H105ZM235 60L236 59H234V61ZM9 61H11V59H9ZM93 61H94V59H93ZM245 61H246V59H245ZM52 62L53 61H51V64H52ZM103 62L104 61L99 62V64H101ZM10 63H14V62H10ZM48 63L50 64V62H48ZM48 63H47V67H48ZM235 63H238V62L235 61ZM94 64L97 65L96 63H94ZM94 64H93V67H96ZM13 65H15V64H13ZM52 65H50V66H52ZM236 65L237 64H234L233 65L234 67L233 66L231 67L233 69H230V67H229L228 70H230V74L232 71L235 72V73L234 72L232 73L233 75H235L237 72L241 73L242 69H240L239 65H238L239 67ZM18 66H20V65L18 64ZM203 66H205V64ZM15 68H17V67L15 66ZM20 69L22 70V68H19V70ZM99 69H101V67L97 69V72H101ZM49 70H51V69L49 68ZM211 70H212V68H211ZM228 70L226 69L227 72H228ZM16 71L19 72L18 70H16ZM148 71L154 73L153 76L155 75L154 76L155 77L154 78L155 79L154 80V82H155L154 86L152 87L151 90H150V88L148 89L149 94L154 99V102H152L153 108H151L149 114L146 113L142 116L140 111L137 112V110H139V108H140V105H139L140 103L136 99V97L142 98L141 97L142 94L139 92V89L141 88V86H139V84H141L142 82H141V80H139L140 83L138 81V85H136L137 80L135 81V78L138 77L137 79H142L145 76H147L149 78V75L147 73ZM160 71H162V72H160ZM106 72H107V75H106ZM20 73H22V72H19V74ZM102 73H104V72H102ZM218 73H219V71H218ZM209 74H211L210 71H209ZM241 74H239V75H241ZM15 75L17 76V73ZM212 75H213V73H212ZM217 75H219V74H217ZM18 77L12 79L9 82H4L2 85H0V94L2 93L1 94L2 96H3V94L5 95V97H2L1 95H0V97L4 98V103H6L5 101H7V105L9 103L12 104L13 102H16V104H17V102H18L16 100L17 98H18V100H21L22 102L20 101V103L21 104L23 103V105H24L23 101H25L26 103H29L32 96L35 95L33 91H31L27 88L29 82H26V84L28 83L26 85L25 82L22 81L21 76L19 78ZM40 77L38 75V78L36 77L38 80L37 79L36 80L40 81L41 80ZM213 77H214V75H213ZM217 77H220V76H217ZM27 78H29V77L27 76ZM27 78H26V80H27ZM29 79L31 81V78H29ZM218 79L219 78H217V80ZM34 80L35 79H33V81ZM204 81H205V79H204ZM201 82L199 84H201ZM87 83H86V86H87ZM145 83H144V85H145ZM190 83H189V85H190ZM204 84H203V87H204ZM86 86H84L85 88L83 87V89H82L83 91H84V89H86ZM138 86H139V88H137ZM145 86H147V85H145ZM35 87L36 86H34V89H35ZM189 87L191 88V86H189ZM205 88L208 90L209 87L205 86ZM38 89L36 87L35 90H38ZM247 89H249V88H247ZM235 90H238V88ZM45 91L46 90H44L43 92H45ZM239 91H240V89H239ZM47 92H49V89H47ZM210 92H211V90L209 89V94H210ZM242 92L243 91H241V93ZM245 93H246V90H245ZM44 94L46 95V92ZM235 94H237V93H235ZM36 95L39 97L41 95V93L38 92V94H36ZM45 95H43L44 96L43 98H46ZM87 95H85V96L87 97ZM89 95L87 97L88 100H89V98H91V97H89ZM211 95H212V92H211ZM244 95L247 96V94H244ZM146 96H148V95H145V97ZM86 97H85L84 101H86V99H87ZM208 97H211V96H208ZM97 98H98V96H97ZM49 99H51V98H49ZM83 99H84V96H83ZM93 99L94 98H92V101H93ZM153 99H151V100H153ZM207 99H208V101L210 100L209 98H207ZM228 99H230V98H228ZM41 100H42V98H41ZM48 100L46 102L50 103V100L49 101ZM88 100H87V103H88ZM135 100H137V101H135ZM1 101H2V99L0 100V105L3 104V106H4L3 101L2 102ZM222 103H223V101H222ZM38 104H39V102H38ZM81 104H84V103H81ZM224 104L226 107L232 108V107H234L233 105L236 104V102L234 104H232L229 100V101L225 102ZM18 105H19V103H18ZM29 105L26 107V108H28V110L33 108V107L29 108ZM47 105H49V104L46 103V105H45L46 109L48 108ZM32 106H34V105H32ZM83 106H81V107H83ZM85 106H87V104ZM103 106H102V109H103ZM109 106L111 107V105H109ZM11 107H12V105H10V109H9L10 111L13 108V107L12 108ZM21 107L22 106H20V108ZM39 107H40V104H39ZM8 108H9V106H8ZM79 108H80V106H79ZM79 108H77V105H76V107H74V109H76L75 111H77V109H79ZM85 108L88 109L89 107L88 106L84 107V110H85ZM106 108L103 111H105L107 109L109 110V108H107V109ZM160 108H164V111L160 112V110H161ZM230 108L228 110H231ZM19 109L17 111H19ZM46 109H44V111H43L44 113L46 112ZM48 110L49 109H47V112H48ZM73 110L71 109V111H73ZM198 110H199V112H198ZM10 111H9V114L11 115ZM14 111H16V110H14ZM98 111H100V110H98ZM79 112H81L80 109H79ZM20 113H22V112L19 111V114ZM115 113H114V115H115ZM45 114L46 115L48 114V116H49L50 110L48 113H45ZM15 115H17L19 118H21L20 116H22L21 114L19 116L18 113L17 114L15 113ZM8 117H10V116H8ZM11 118L12 117H10V119ZM15 118H17V117H15ZM19 118H17V119H19ZM7 119H9V118H6V117L2 118L0 115V145H1V142H2V144L4 143L2 141L3 139H5L7 141V143H8L7 149L11 152L10 157L12 159L13 154H15V157H16V152L20 151V150L17 149V146H18L17 145L16 146L17 151L13 152L16 150L15 146H13L14 142L16 145V141L15 140L11 141L13 143V144H11V142L9 140H12L13 136L10 139V136H11L10 134L13 133V134L17 135V137L19 139V142L17 141V143L21 147H25V142L22 138V132H21L22 129H20V128L18 129V125H15L16 126L15 127L12 124V120L10 123L9 120H7ZM139 119H141L143 121V123L140 127H137V124L139 123ZM19 120L16 123H19V122L22 123L23 122L22 120H20V121ZM55 122H57V120ZM94 122H95L94 119L89 118L88 122H87L88 124H86V129H87V125L89 128L93 127ZM236 122H237V118H236ZM14 124H15V121H14ZM53 124H54V121H53ZM57 124H58V122H57ZM30 125H32V124H30ZM13 126H14V128H13ZM58 126L60 127V125H58ZM21 127H22V125H21ZM35 127H36V129H34ZM59 127H56V128L59 129ZM37 128H39V127H37L36 125L33 126V128H32L35 131V134L32 132L34 135L33 139H35V137L38 135V132H40L37 130ZM52 128H55V127H53V125H52ZM52 128L50 127L49 129H52ZM12 129H13V131L15 130L14 131L15 133L12 131ZM24 131H25V128H24ZM30 131H32V130H30ZM42 131L43 130L41 129L40 133L42 135H44L46 131L44 130L45 132H43V133H42ZM87 131H88V129H87ZM215 131H217V130H215ZM130 132L136 133L138 135V137L136 138L137 140L131 141L130 138L126 137L127 133H130ZM47 133H48V131H47ZM57 133H58V135L53 133V136L55 135L54 138H56V135L58 138L61 136V133L59 134V131ZM201 134L202 133H200V135ZM16 135H14V136H16ZM45 135H44L43 140H44V143L47 144L48 142L46 140H47L48 136L47 135L45 136ZM45 137H47V138H45ZM61 137H63V136H61ZM202 137H204V136H202ZM54 138L52 137L51 139L53 140ZM13 139H16V138H13ZM96 139H99L98 144L100 145V149H96V148L94 149L93 148L94 141ZM35 140H37V139H35ZM78 140H80L79 141L80 143L82 142V145L79 143L80 149L78 147ZM55 141L58 142L59 140L56 138V140H53V142L51 141L52 143L51 142L50 143L53 144V143H55ZM174 141H175V144L173 146ZM27 142H28V140H27ZM29 142L31 143V141H29ZM29 142H28V144H29ZM42 142L43 141H41V145H42ZM57 142H56L55 146H57ZM33 143H34V141H33ZM44 143H43V148H42L43 151H44V147L47 146V145H44ZM162 143H164L163 147H162ZM29 145L33 146L31 144H29ZM35 145L36 144H34V146H33L34 148H35ZM28 146H27V148H28ZM50 146L51 147H50L49 154H50V156L52 155V159H53L54 152H51V151H52V148H54L55 146L54 145H50ZM37 147L39 149V146H37ZM37 147H36V149H37ZM34 148H32V150H31L32 152H33ZM143 148H146L148 150V155H149L150 163H151V165L148 167L145 166L144 161L141 159V153L140 152L142 151ZM7 149L5 148L6 153H7V151H6ZM172 149H174L176 155L171 154ZM21 150H22V148H21ZM159 150L165 152L164 153L165 158L163 157L164 159H162L161 162L156 157ZM34 151H36V150H34ZM28 152H30V151L28 150ZM32 152L29 153V155L31 154V156H33ZM49 154H47V156ZM56 154H57V152H56ZM31 156H29V157H31ZM17 157H16V159H17ZM18 158H20V156ZM96 162H99L100 173L103 174V176H104V174L106 175V179L104 180L105 185L104 184L101 185V183H100L101 186H104V190L100 191L101 189L99 188L100 189V190H98L99 192H97V190H96L97 193L94 192L95 190L93 191L95 193L96 197L98 196L97 198H94L93 192L90 193L91 195H93L92 198L94 200L96 199V201L93 203L90 202L92 204L91 206L88 205L89 207H91L90 209L88 207H87L88 209H84L85 208V206H84L85 201H87V199H88V196L86 194H88L89 192L87 193V191L90 190L89 187L87 189V185L89 182L86 179L87 173H90V170L88 172V169H90V167L92 169H96L95 167L93 168L94 165L97 166ZM179 163H180V166L178 165ZM92 164H94V165H92ZM176 166L181 168V172H180L181 176L180 177L178 176L179 173L178 174L170 173V171H173L175 168H177ZM92 169H91V172H92ZM4 174H6L5 176H7L6 171L4 172ZM4 174H2V175H4ZM59 177H57V178H59ZM0 178H1V174H0ZM4 178H6V177H4ZM9 179H10V181L8 183H10V184H11V182L16 183V181H12L13 178L9 177ZM56 180L58 182V179H56ZM3 184H5V182ZM19 184L21 185V183H19ZM69 184H71V183H69ZM95 184H97V182H95ZM23 185H25V184L23 183ZM28 185L30 186L29 183H28ZM100 185L98 183V186H100ZM16 186L17 185L15 184V187ZM19 186H17L16 188L20 190ZM11 187L9 189H12ZM90 187H91V185H90ZM93 187H94V185H93ZM96 187H97V185H96ZM96 187H94V189H96ZM3 188H4V186H3ZM9 189L7 188V190H9ZM24 189H23V191H24ZM91 189H92V187H91ZM19 192L22 193V190ZM24 192L26 193V190ZM64 192L67 193V196L65 195ZM252 192L254 193V191H252ZM253 193L251 195V199L248 200L249 201L247 204L248 207H246L247 210H244V211H247L246 212L247 218L244 219L245 221L243 224V229L247 226L249 227L250 221H253V222L255 221V225L253 228L254 230L250 227L247 230V234L240 233L237 236L236 240H234L233 242L231 241V244L228 243L229 244V245L227 244L228 247L227 246L225 247V250L223 251L221 257L220 258L218 257V261L216 264H264V251L261 252L259 250V248L257 247V244L260 241L264 240V231H263L264 226L261 227L262 222L264 223V215H263L264 213H263V211L259 210L260 209L259 208L260 207L259 202L261 199L258 198L259 197L258 195H254ZM8 194H9V192H8ZM250 194H251V191H250ZM11 195H12V193H11ZM11 195H10V197H11ZM5 196L7 197V195H5ZM148 196H151V198H152L151 203L152 204L150 203L149 205H146L145 202L149 198ZM146 197H147V199H146ZM29 198L31 199V197H29ZM52 198H53V196H52ZM190 198H192V199H190ZM249 198H250V195H249ZM90 199H91V197H90ZM145 199H146V201H145ZM53 200H54V198H53ZM11 201H13L12 203H15L14 199ZM79 201H78V203H79ZM20 202L21 201H19V205H21ZM12 203L10 202L9 205ZM32 203L28 202V204H30V207L32 206ZM78 203H77V205H78ZM50 204H51V202H50ZM15 205H16V203H15ZM45 205H46V203H45ZM45 205L43 204V207ZM12 207H14V205ZM47 207H48V209H51L50 208L51 206L49 207L48 204H47ZM21 209L23 210V206ZM61 209H63V210L61 211ZM12 212L13 211L11 210L10 213H12ZM47 212L50 215V217L46 216V215H48ZM73 212L70 214V216H72ZM261 212H262V215H261ZM10 213H8V215ZM64 213H66V214H64ZM22 214L23 213H21L20 215H22ZM61 214H62V216H61ZM8 215H6V216H8ZM38 216H40V215H38ZM75 216H73V218ZM11 217H13V215ZM67 217H69V216H67ZM0 218H2V216ZM3 219H2V225L4 224ZM61 219H63V220H61ZM10 220H12V219H10ZM23 220L24 219L22 217V222H23ZM10 222H12V221H10ZM171 224L173 227L170 226ZM74 225L75 224H73V227H74ZM192 225L193 224H191V226ZM2 228H5L3 231L7 230L6 223H5V227H2ZM11 228H10V230H11ZM195 228H197L196 225L193 227V229H195ZM193 229H191V230H193ZM120 231H122L123 238H122L121 242L117 243L116 241L113 240V236ZM190 232H191V236L195 237L196 229L193 231H190ZM192 232H195V233H193L194 235L192 234ZM75 235H76V232H75ZM187 236L188 235H186L184 233L181 234V239H182L181 241H183V242H181L180 248H179V246L176 245L179 248V251L177 252V255L175 257L172 256V254L174 252H176L174 250H173L172 254H168V255L172 256L171 257L172 264H179V263L180 264H195V263H192L194 258H193V260L190 261L191 257L189 259L188 254H187L188 245L185 242V240L187 241ZM49 238H48V240H49ZM66 238L69 239V237H66ZM183 238H185V240ZM52 241H54V240H52ZM49 242H51V241H49ZM68 242H69V244H67V242L65 244L69 245V247H70L71 246L70 240H68ZM196 243H197V240H196L195 244ZM65 244H64V247H66ZM192 245H191V247H192ZM51 246H53V245H51ZM195 246L199 247V245L197 246V244ZM62 247L60 249H62ZM196 247H195V249H196ZM66 248H68V247H66ZM32 253H35V252H32ZM30 256H32V255H29V258H30ZM35 256L37 257L40 255H35ZM68 256H70V255H68ZM36 257L32 256L31 259L33 260V259H39L40 258V257H37V258ZM67 257H65V260ZM41 258L43 259L44 257H41ZM69 258H67V260ZM167 258H169V256ZM28 261H29V259H28ZM38 261L40 263V260H38ZM43 261L45 262L44 259H43ZM47 263L48 262H46V264ZM53 263L55 264V262H53ZM53 263H48V264H53ZM32 264H35V262Z\"/></svg>", "mask_w": 264, "mask_h": 264}]
</instances>
